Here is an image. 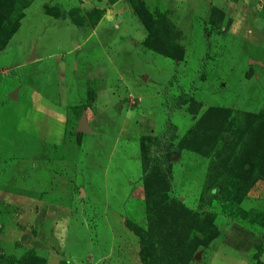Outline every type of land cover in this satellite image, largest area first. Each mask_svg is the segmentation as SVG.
<instances>
[{"label":"rangeland","instance_id":"obj_1","mask_svg":"<svg viewBox=\"0 0 264 264\" xmlns=\"http://www.w3.org/2000/svg\"><path fill=\"white\" fill-rule=\"evenodd\" d=\"M139 2L0 0V264H264V0Z\"/></svg>","mask_w":264,"mask_h":264},{"label":"trees","instance_id":"obj_2","mask_svg":"<svg viewBox=\"0 0 264 264\" xmlns=\"http://www.w3.org/2000/svg\"><path fill=\"white\" fill-rule=\"evenodd\" d=\"M97 1H101V0H97ZM105 1L107 4L111 5V4H114L115 2H117L119 0H105ZM16 2L19 5L24 6V5H26L27 0H16ZM127 3L129 5V8L133 9V11L135 13L138 12V10L141 7V3L139 2V0H127ZM13 12H15V10ZM0 13H1V10H0ZM102 13L103 12L101 10H92L90 13L86 14V18L89 19L88 24L89 25L96 24L98 22V20L100 19ZM70 18H71L72 23L79 29L84 27L86 24L85 16H81L79 18H74L72 16V14H70ZM154 24L155 25H154L153 29H151L152 31L150 33L154 37V41L156 42L157 47H161V50L163 51V53L165 54L166 57H169L172 60H177L178 57L182 54L181 50L179 48L173 47L172 45H169L165 41L166 39L162 37V35H161L162 30L158 26L161 24V21H160V23L158 21H155ZM150 28H151V25L148 28V30H150ZM151 38L152 37L147 34V37L143 43L147 44ZM180 104H183L182 101H177L172 107L176 108ZM167 113H170V111H168ZM167 116H168V114H167ZM169 123H170V119L167 118L165 121V124L168 126V125H170ZM159 144L160 143H156L157 148H159ZM145 153H146V157L143 161V164H144L143 165V171H144L143 179H145L147 177V175L150 174V172L152 171V168L154 167V165L157 162V159H156L157 157L153 156L152 154H148V151H146ZM162 155H164V154H162ZM255 264H260L256 257H255Z\"/></svg>","mask_w":264,"mask_h":264},{"label":"water","instance_id":"obj_3","mask_svg":"<svg viewBox=\"0 0 264 264\" xmlns=\"http://www.w3.org/2000/svg\"><path fill=\"white\" fill-rule=\"evenodd\" d=\"M33 59V54L32 52L30 53V56L28 57L27 61H31ZM10 99H14V94L9 95ZM76 132L78 133H90V129L87 127L86 122H85V115L84 113H81L80 118L77 122V128Z\"/></svg>","mask_w":264,"mask_h":264}]
</instances>
